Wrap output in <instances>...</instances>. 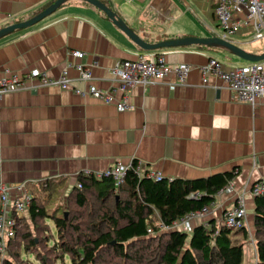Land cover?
I'll return each instance as SVG.
<instances>
[{"label": "crops", "instance_id": "crops-1", "mask_svg": "<svg viewBox=\"0 0 264 264\" xmlns=\"http://www.w3.org/2000/svg\"><path fill=\"white\" fill-rule=\"evenodd\" d=\"M55 1L0 0V29L35 17ZM105 4L150 44L211 38V30L218 26L210 0ZM251 37L250 29H242L233 42L249 54H264V47L251 51ZM200 46L141 50L103 11L79 0H70L38 24L1 38L0 78L39 70L56 79L73 62L90 67L94 84L112 91L117 88L116 66L140 55L163 56L168 64H188L192 71L184 85L171 75L126 96L118 91L111 105L38 82L6 94L0 98V183L25 185L34 195L48 184L66 198L81 174L104 173L118 161L128 165L137 161L142 173H160L169 181L236 170L231 192L217 195L208 219L223 224L225 210L241 198L247 228L250 235L254 233L252 188L264 180V97L254 104L240 101L213 75L205 84L199 68L211 58L223 64L235 62L226 67L248 62L239 58L240 64L227 49ZM75 50L84 56L73 58L70 53ZM69 73L73 88H87L74 69ZM123 99L132 106L130 111L117 109ZM199 223L194 221L193 227Z\"/></svg>", "mask_w": 264, "mask_h": 264}, {"label": "trees", "instance_id": "trees-1", "mask_svg": "<svg viewBox=\"0 0 264 264\" xmlns=\"http://www.w3.org/2000/svg\"><path fill=\"white\" fill-rule=\"evenodd\" d=\"M137 166V161L133 162L125 183L118 189L111 178L79 176L83 186L74 187L66 197L68 204L86 209L93 195L98 204V209L87 215L85 231L79 215L65 217L57 187L45 184L41 194L33 192L28 214L17 219L16 237L10 241L9 252L22 240L19 246L37 254L31 228L20 235L21 230L31 222L39 231L41 221L51 220L60 239L57 248L63 256L56 260L39 259L42 264H60L66 257L71 264H101L104 256L111 253L118 262L110 264H244L245 241L250 239L247 226L233 230L224 224L218 226L211 219L208 225L194 226L191 236L177 230L148 233L149 228L156 229L159 220L171 226L191 213L214 205L218 193L238 176L236 170L198 180L154 181L141 178ZM254 234L257 264H264V196L255 197ZM0 264L15 262L6 257L0 259Z\"/></svg>", "mask_w": 264, "mask_h": 264}, {"label": "built area", "instance_id": "built-area-1", "mask_svg": "<svg viewBox=\"0 0 264 264\" xmlns=\"http://www.w3.org/2000/svg\"><path fill=\"white\" fill-rule=\"evenodd\" d=\"M104 3L113 0H100ZM214 6V15L219 30H211L213 37L233 42L234 36L242 29H250L251 42L264 39V2L262 0H210ZM243 16L242 18H240ZM71 56L79 59L84 54L78 50L72 51ZM74 69L78 79L87 85L86 89L73 88L69 71ZM203 82L208 83L209 76H215L226 83L229 90L236 94L243 102L254 104L259 97H264V61L251 62L244 66L226 67L220 61L211 58L209 62L199 68ZM192 71L188 64L170 65L163 56L140 55L136 60L119 63L115 70L117 88L112 91H104L94 84V74L90 67L81 63L69 62L56 79L42 74L39 70H31L25 75L8 73L0 78V98L8 93L23 91L32 82H38L43 86H55L62 90L72 89L81 96H91L108 105L113 104L115 93L120 91L123 96L139 86H147L153 82H161L174 75L177 83L184 85ZM120 112L130 111L132 106L123 101L116 104ZM132 165L118 161L113 167L104 173L93 174L84 172L86 177L96 179L111 178L115 187L120 188L126 181L127 173ZM136 171L141 178L154 181L165 179L160 173H142L138 164ZM78 181L76 187L82 188ZM231 192L230 185L222 189L218 195ZM254 197L264 196V180L255 184L252 188ZM33 194L25 185L12 187L0 183V256L5 257L9 253L10 241L16 237L17 219L28 214L32 206ZM212 205L201 211L191 213L171 226H167L161 220L157 221L156 229H148L150 235L177 230L189 234L193 230L194 221H205L211 214ZM224 224L233 230H239L247 226V212L244 201L238 198L236 206L225 210Z\"/></svg>", "mask_w": 264, "mask_h": 264}, {"label": "rangeland", "instance_id": "rangeland-1", "mask_svg": "<svg viewBox=\"0 0 264 264\" xmlns=\"http://www.w3.org/2000/svg\"><path fill=\"white\" fill-rule=\"evenodd\" d=\"M214 28L216 30H219L217 28V26H214ZM251 44H252L251 47L253 48L251 51L253 52V51H255L254 47H257V48L264 47V39L256 41V42H252ZM242 47L248 49L245 46H242ZM232 55H234V54H232ZM234 58H235V60L241 62L240 64H242V61H241L242 59L240 60L235 55H234ZM224 61H226V62H224V64L228 65V66H233L234 65L233 63H235V62H232L231 60L230 61L224 60ZM248 63H251V62H248ZM247 64H245V65H247ZM240 66H244V65H240ZM234 67H238V66H234ZM67 193H68V191L66 192V194ZM61 199H62L61 202H63L62 207L66 210L65 217L67 219H70L72 217H76V214L79 215L80 217H78V220L80 219V221H81L80 223H82V226H83L82 231H85L87 223H88L87 222V215L89 216V213L92 210L96 211L98 209V204H97V201L95 200L94 195L90 197V202H89L88 207L86 209H82V210L78 209L73 203L68 204L66 198H64L63 193L61 194ZM26 215H27V213H26ZM209 216H208V218H209ZM208 218L203 222L201 221L200 223L208 225V222L210 221V219H208ZM77 223H79V222H77ZM221 223L222 222H220L218 224V226L222 225ZM223 224H224V222H223ZM155 225H157V223H155ZM30 228L32 231L30 230ZM29 230H30V234H31L30 235L31 240H34L37 244V246H36V248H37L36 253L37 254H32L35 252H33L31 250H26L25 248L19 246V243L22 241V240H19L18 242H16V244L18 246L13 248L12 252L10 251L8 254L5 255V257H0V259L2 261L6 257H8V258H11L15 262V264H42L41 260H39V259L47 258V260H49V257H52L54 260H56V258H61L63 256L62 252H60L57 248L58 247L57 244L60 241V239L57 236V231L55 229V225L51 220L41 221L39 231H36V229H34L33 223L30 222L29 225H26L21 230L20 235L23 233L29 232ZM192 232H193V230L190 231L189 236L192 235ZM254 237H255V234L251 233L250 239L248 241H245L246 253H245L244 264H257V254H256V246H255L256 242H255ZM250 241H251V243H250ZM26 244L28 245V242H26ZM112 255H113L112 253L110 255H105L104 256V263H101V264H110L111 262H114V263L118 262L117 259H114ZM60 264H71L69 257H66V259L63 260V263L60 262Z\"/></svg>", "mask_w": 264, "mask_h": 264}, {"label": "water", "instance_id": "water-1", "mask_svg": "<svg viewBox=\"0 0 264 264\" xmlns=\"http://www.w3.org/2000/svg\"><path fill=\"white\" fill-rule=\"evenodd\" d=\"M70 0H56L50 6H48L45 10L37 14L35 17L24 21L18 22L15 24L8 25L2 29H0V39L17 31V30H24L28 29L54 12H56L62 5ZM82 2H87L96 8L103 11L113 22L114 24L122 30L141 50L150 52L160 49L166 48H178V47H188L192 45H203L209 47H220L227 49L228 51L232 52L238 58L247 61V62H261L264 61V54L262 55H252L237 46L234 43L229 41L223 40L219 37H211V38H195V37H185L180 39H173V40H166L156 44H150L143 40L137 33L132 31L128 25L124 22L122 18L118 16V14L112 10L108 5L100 0H79Z\"/></svg>", "mask_w": 264, "mask_h": 264}]
</instances>
